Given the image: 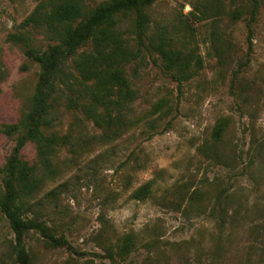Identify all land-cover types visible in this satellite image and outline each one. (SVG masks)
Returning a JSON list of instances; mask_svg holds the SVG:
<instances>
[{"label":"rangeland","instance_id":"1","mask_svg":"<svg viewBox=\"0 0 264 264\" xmlns=\"http://www.w3.org/2000/svg\"><path fill=\"white\" fill-rule=\"evenodd\" d=\"M36 5L0 0V169L15 145L2 131L30 108L39 74L12 36L30 32L36 46L50 43L42 30L21 26ZM252 8L251 0H156L151 32L197 53L202 67L179 83L157 53L127 66L139 123L115 142H103L80 111L58 101L51 131L70 143L56 148L51 169L34 143L22 160L45 179L31 203L67 244L30 232L32 264H264V0L250 22ZM122 30L132 38L129 19ZM221 123L227 128L215 143ZM143 188L150 192L141 195ZM3 193L0 173V199ZM129 234L134 249L121 256ZM14 239L0 212V264H18Z\"/></svg>","mask_w":264,"mask_h":264},{"label":"trees","instance_id":"2","mask_svg":"<svg viewBox=\"0 0 264 264\" xmlns=\"http://www.w3.org/2000/svg\"><path fill=\"white\" fill-rule=\"evenodd\" d=\"M91 1L37 0L21 26L26 30H42L50 41L45 48L32 43L30 32L12 36L24 46L25 56L39 67L30 108L18 124L5 126L2 131L15 136L12 152L0 169L4 188L0 212L14 233L13 250L18 264H32L25 245L30 232H38L54 246L67 244L65 237L52 233L48 221L42 217L43 210L31 203L45 179L38 176L37 164L22 160L23 149L34 143L38 161L51 169L56 148L70 143L69 136L51 131L58 101L65 98L71 109L80 111L101 131L103 142L112 143L139 123L131 116L136 91L126 76L127 66L144 61L146 53H157L163 69L179 83L189 81L202 67L197 53L175 48L165 34L154 36L151 32L148 11L156 0H106L96 6ZM251 3L250 22H253L258 0ZM239 16L240 12L235 11L234 17ZM124 19L130 20L132 38H126L122 30ZM87 46H91L89 52L81 51ZM68 75L76 81L67 82ZM165 104L158 103L156 111L163 114ZM226 128V123L215 127V143L221 140ZM148 192L150 189L143 188L140 194ZM134 246V235H126L119 242L120 255L128 256Z\"/></svg>","mask_w":264,"mask_h":264}]
</instances>
